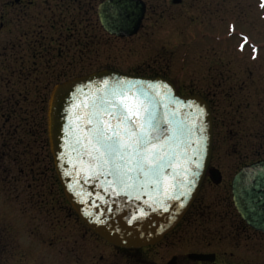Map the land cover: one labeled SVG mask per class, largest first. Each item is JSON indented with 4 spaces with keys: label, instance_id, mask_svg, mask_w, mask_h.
<instances>
[{
    "label": "flooded vegetation",
    "instance_id": "af4514ba",
    "mask_svg": "<svg viewBox=\"0 0 264 264\" xmlns=\"http://www.w3.org/2000/svg\"><path fill=\"white\" fill-rule=\"evenodd\" d=\"M105 1L6 0L0 17V33L6 37L8 49L12 45L20 46L18 54L25 61L28 51L36 60L52 54L55 45H59V57L64 55L63 46H75L80 58L94 56L95 59L102 55L100 50H94L101 42L102 34L115 45L132 42L145 30L152 6L155 5L156 11L159 8L166 11L169 7L186 5L185 0H157L158 3L154 4L150 0H142L146 11L140 29L133 36L122 37L109 33L102 23L100 6ZM204 1L199 3L205 8L209 3ZM259 5L263 7L264 0H260ZM44 12L53 13L47 34L42 24ZM115 14L118 16V4ZM11 37L15 38L12 43ZM27 44L31 47L24 51L22 48ZM244 44L252 54L251 57L245 55L241 62H236L229 55L224 62L200 65L203 71L198 82L200 89L181 88L171 77L150 64L139 69L123 68L118 53V65L114 63L117 59L113 56L114 60L109 65L66 76L48 91L37 92L38 96H42L41 102H45L44 96L50 95L57 84L105 69L134 76H161L169 79L179 94H198L207 100L212 110L214 142L210 169L183 219L159 243L136 249L115 247L92 232L66 200L52 165L58 194L63 198V207L69 212L71 229L68 230V246L59 253L51 242L49 249L36 254V264H58V261L63 263L64 260L68 264H264V232L247 224L238 212L233 196V181L237 173L248 165L264 161V43L254 44L250 35L245 34ZM2 54L4 60L5 52ZM47 106L48 99L46 110ZM22 174H25L24 169ZM3 217L5 221L0 224V264H10V253H13L10 224L7 217ZM92 240L99 246L95 251H100L98 259L93 262ZM21 246L17 264H29L26 241H22Z\"/></svg>",
    "mask_w": 264,
    "mask_h": 264
},
{
    "label": "rangeland",
    "instance_id": "374dc122",
    "mask_svg": "<svg viewBox=\"0 0 264 264\" xmlns=\"http://www.w3.org/2000/svg\"><path fill=\"white\" fill-rule=\"evenodd\" d=\"M5 1L0 0V17ZM150 1L154 4L157 0ZM185 1V6L169 7L166 11L160 8L156 11L155 5L152 6L145 30L134 41L117 44L118 49L101 33V42L94 50H100L102 55L95 59L80 58L75 46H63L64 55L59 57V45H55L52 54L36 60L28 51L25 61L18 54L21 48L17 40L19 47L12 45L8 49L6 37L0 33V224L5 221L3 216L7 217L13 250L10 264H17L22 241H26L29 249L26 252L29 264L38 263L36 254L49 249L51 242L60 253L68 246L71 229L69 212L58 194L49 157L46 134L49 95L41 102L42 96L37 92L48 91L66 76L109 65L113 56L118 65V53L123 68L139 69L150 64L181 88L200 89L198 82L203 74L200 65L224 62L229 55L236 62L243 61L245 55L251 57L250 48L244 44L245 34L250 35L254 44L264 43V6L259 5L260 0H206L209 3L206 9L200 5L201 0ZM52 18L53 13L44 12L42 24L46 34ZM30 47L27 44L22 49ZM90 247L93 262L100 251H95L99 246L93 240Z\"/></svg>",
    "mask_w": 264,
    "mask_h": 264
},
{
    "label": "water",
    "instance_id": "95a60500",
    "mask_svg": "<svg viewBox=\"0 0 264 264\" xmlns=\"http://www.w3.org/2000/svg\"><path fill=\"white\" fill-rule=\"evenodd\" d=\"M117 4L118 16L115 14ZM145 11L142 0H106L100 6V17L109 33L129 37L140 29ZM104 81H108L110 86L118 81H126L144 87H159L162 91L157 99L161 114L164 104H168V112H176L173 118L176 122L189 120L196 115L200 117L199 123L205 129L202 134L204 142L200 174L189 196L167 202L168 211L159 205L154 211L149 203H145L147 195L140 200L130 199L123 194L117 196L111 191L106 192L102 181L85 177L83 173L77 175L79 165L75 154L66 148L64 129L69 124L73 105L97 94L98 89L104 88ZM197 107L202 110L200 113H197ZM46 120L50 155L66 200L92 232L118 248L136 249L162 241L183 219L210 169L214 129L209 103L198 94H179L174 84L161 76H134L105 69L69 79L53 87L48 98ZM98 196L102 199H98ZM233 196L235 206L247 224L264 232V161L248 165L237 173L233 181ZM141 210L147 215L141 217Z\"/></svg>",
    "mask_w": 264,
    "mask_h": 264
},
{
    "label": "snow or ice",
    "instance_id": "6c2138e0",
    "mask_svg": "<svg viewBox=\"0 0 264 264\" xmlns=\"http://www.w3.org/2000/svg\"><path fill=\"white\" fill-rule=\"evenodd\" d=\"M161 91L104 81L97 94L73 105L64 129L66 148L79 165L77 175L102 181L104 190L117 196L140 200L147 195L145 203L154 211L156 205L168 211V201L190 195L202 166L205 131L199 115L176 122L168 104L161 114Z\"/></svg>",
    "mask_w": 264,
    "mask_h": 264
}]
</instances>
